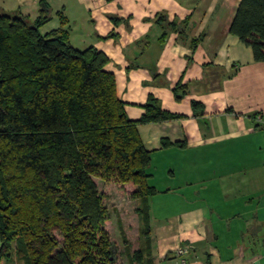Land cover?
<instances>
[{"label": "crops", "instance_id": "0c3cea01", "mask_svg": "<svg viewBox=\"0 0 264 264\" xmlns=\"http://www.w3.org/2000/svg\"><path fill=\"white\" fill-rule=\"evenodd\" d=\"M240 1L0 0L32 19L49 6L43 34L62 13L73 46L108 56L130 119L149 97L178 116L138 126L150 172L161 160L175 183L158 191L173 213L150 217L156 264H181L179 248L189 264H264V62L230 32Z\"/></svg>", "mask_w": 264, "mask_h": 264}, {"label": "trees", "instance_id": "16d2710c", "mask_svg": "<svg viewBox=\"0 0 264 264\" xmlns=\"http://www.w3.org/2000/svg\"><path fill=\"white\" fill-rule=\"evenodd\" d=\"M49 11L43 3L32 19L0 6V263L117 264L99 177L135 186L144 245L123 257L156 264L149 199L158 190L138 126L178 116L149 97L130 119L108 56L73 46L62 13L61 27L43 34ZM230 32L264 62V0H241Z\"/></svg>", "mask_w": 264, "mask_h": 264}, {"label": "rangeland", "instance_id": "374dc122", "mask_svg": "<svg viewBox=\"0 0 264 264\" xmlns=\"http://www.w3.org/2000/svg\"><path fill=\"white\" fill-rule=\"evenodd\" d=\"M153 160L155 159L152 158ZM156 163L153 165L156 173L150 172L149 184L155 186L158 191L161 188H167L168 184L174 185V181L169 180L166 173L168 165L161 160ZM94 180L102 195L103 205L108 211L109 219L104 227L111 240L116 244L117 264H128L127 259L123 257L127 250L129 249L132 253L144 245V238L141 235L142 222L136 210L139 200L133 197L135 186L132 184H118L99 177H95ZM157 195V197L150 198L153 205L150 217L152 216L154 221L165 216L164 214L173 213L168 211V204L163 206L162 201L164 199L161 195ZM167 198L168 196L165 199ZM175 207H178L177 204L174 205V209ZM151 245L153 244L151 243ZM0 264H23V262L13 258L10 262L1 261Z\"/></svg>", "mask_w": 264, "mask_h": 264}, {"label": "built area", "instance_id": "2783aa9c", "mask_svg": "<svg viewBox=\"0 0 264 264\" xmlns=\"http://www.w3.org/2000/svg\"><path fill=\"white\" fill-rule=\"evenodd\" d=\"M177 256L180 258L181 264H189L186 259V250L184 248L177 249Z\"/></svg>", "mask_w": 264, "mask_h": 264}]
</instances>
